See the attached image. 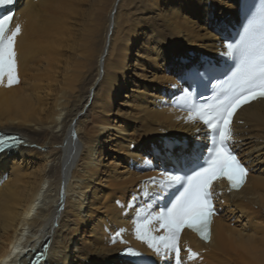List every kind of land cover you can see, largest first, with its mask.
I'll return each instance as SVG.
<instances>
[{
  "label": "bare ground",
  "instance_id": "bare-ground-1",
  "mask_svg": "<svg viewBox=\"0 0 264 264\" xmlns=\"http://www.w3.org/2000/svg\"><path fill=\"white\" fill-rule=\"evenodd\" d=\"M14 7L19 83L0 86V131L25 144L0 154V264H24L44 240L47 264H127L116 257L127 246L173 264L176 250L157 254L136 238V226L174 188L161 186L157 169L198 161L207 145L209 133L189 120L181 71L203 56L228 62L238 0ZM231 131L248 179L239 191L211 186L218 214L210 241L183 230V264H264V101L242 106Z\"/></svg>",
  "mask_w": 264,
  "mask_h": 264
},
{
  "label": "snow or ice",
  "instance_id": "snow-or-ice-1",
  "mask_svg": "<svg viewBox=\"0 0 264 264\" xmlns=\"http://www.w3.org/2000/svg\"><path fill=\"white\" fill-rule=\"evenodd\" d=\"M13 3L14 0H0V5ZM13 20L14 16L9 14L0 18V86L8 88L19 83L15 43L21 28L19 25L13 28ZM226 47L224 55L236 59L235 70L227 79L214 85L218 94L213 96L212 102L192 104L188 109L189 120L202 121L206 126L211 138L210 145L204 146L206 152L202 150L198 166L189 174L157 169L167 181V184L161 181V186L178 185V194L171 199L170 206L136 226V238L157 254H160L161 248L175 249L177 264H181L178 240L183 229L191 230L205 242L210 239L211 218L218 214L213 203L215 193L210 191L213 181L226 180L230 190H238L249 174L248 168L232 146L231 123L241 106L254 100L264 101V6L258 17L249 22L240 41ZM215 71L214 66L192 63L184 66L181 79L188 82L190 88H194L203 82L202 77H208L210 82ZM22 143L16 136L0 137V152ZM191 152H198L195 145ZM151 182L157 183L155 178ZM154 230H162L164 235L155 236ZM47 247L45 244V250ZM126 252L132 256L139 255L131 249Z\"/></svg>",
  "mask_w": 264,
  "mask_h": 264
},
{
  "label": "rangeland",
  "instance_id": "rangeland-1",
  "mask_svg": "<svg viewBox=\"0 0 264 264\" xmlns=\"http://www.w3.org/2000/svg\"><path fill=\"white\" fill-rule=\"evenodd\" d=\"M200 57H202V56H200ZM200 59H201V58H199L198 60L196 59V61L199 62ZM197 62H195V63H197ZM170 262H171V261H169L168 264H170Z\"/></svg>",
  "mask_w": 264,
  "mask_h": 264
},
{
  "label": "flooded vegetation",
  "instance_id": "flooded-vegetation-1",
  "mask_svg": "<svg viewBox=\"0 0 264 264\" xmlns=\"http://www.w3.org/2000/svg\"><path fill=\"white\" fill-rule=\"evenodd\" d=\"M174 159H178V158H174Z\"/></svg>",
  "mask_w": 264,
  "mask_h": 264
}]
</instances>
